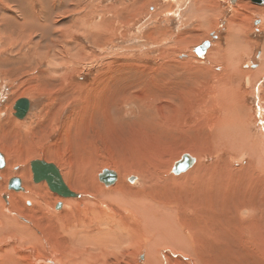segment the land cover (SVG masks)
<instances>
[{
    "label": "rangeland",
    "instance_id": "obj_1",
    "mask_svg": "<svg viewBox=\"0 0 264 264\" xmlns=\"http://www.w3.org/2000/svg\"><path fill=\"white\" fill-rule=\"evenodd\" d=\"M193 2L0 0V153L5 157L9 173L7 179L0 177V183L7 184L6 191L0 187V197L4 200V214L21 224H29L27 226L40 240L38 248L24 250L19 237L5 233L0 236V264L13 256L10 249L13 243L18 244V251L30 255L24 258L25 264H62V252H55L58 247L51 248L49 242L54 239L49 234L52 235L51 229H60L66 222V217L60 214L70 212L69 204L63 203L68 198L53 192L46 181L35 183L33 178L34 184L45 183L50 192L44 195L48 200H41L38 213L34 211L43 222V233L24 214L11 210V193L28 194L25 187V191L9 188L11 179L19 176L15 171L21 168L32 171L31 163L42 160L58 168L67 186L68 176L74 179V168L80 172L85 167V173L101 185L100 177L104 171L111 170L117 174V180L109 187L127 183L137 189L141 187L142 177L149 174L150 180L156 174L157 184L163 187L168 178L175 175L174 167L186 154L194 160L192 168L174 177L182 178L199 167L194 179L186 181L185 185L180 183L179 189L175 183L167 187L168 191L164 187L141 194L147 201H176L183 209L177 215L178 220L184 217L196 222L193 239L188 240L199 244L195 254L163 248L159 253L163 264H167V257L173 253L177 254L173 259H180V262L168 259L173 264H264V206L254 213L247 206L249 200H254L255 189L259 188L258 177H264L263 159L258 157L259 164L253 170L256 180L252 182V174L246 171L251 160L248 152L236 155L211 142L212 127L226 118V111L219 109V105L233 97L250 114L252 136L264 134V77L254 85L250 75H245V70L257 72L261 65L264 67V15L257 11L264 9V5L242 0L240 2L249 10L242 7L247 17L237 18L234 10L240 2L232 5L230 0H207V16L213 23L204 24L200 23L199 13L196 18L192 12H184L188 8L192 10ZM133 3H137L138 9L147 3L141 15L135 16L137 8L127 12L128 5ZM238 26L242 36L232 42L229 30H236ZM206 41H211L212 46L205 57L199 58L194 49ZM242 47L248 51L242 55L235 73L240 74H234L232 84L225 86L221 82L227 90L233 88V92L226 91L228 94L223 98L213 87L217 78L230 70L222 62L214 64V61L232 57L229 51ZM216 48L222 54L219 60L212 57L213 61L211 52ZM248 78L250 83L246 82ZM254 89H259L260 93ZM20 99L31 101L30 112L23 120L15 116L14 107ZM3 169L0 168V173ZM132 177L135 182H131ZM174 190L176 194L171 192ZM70 191L76 194L73 198L83 202L82 206H87L83 190ZM258 193L257 197L264 200V188H259ZM54 195L61 198H58L60 201ZM182 196L190 197L192 208L184 215L188 204L184 200L188 197L182 200ZM59 203L62 208L56 209ZM102 203L118 212L117 219L127 217L121 210L124 205L114 203L112 206L102 201L96 205L98 211ZM36 206L34 202L25 201L28 209L34 210ZM241 208H247L249 215L239 216ZM92 217L89 211L85 218L90 223ZM0 226H4L3 220ZM85 229L90 234L100 230ZM76 236L81 237L82 232L76 231ZM66 244V248L71 247ZM132 246L129 248L132 256L117 262L110 260V264H125V261L126 264H146L147 245L140 250L137 245ZM37 254L40 257H36ZM52 258H55L53 263Z\"/></svg>",
    "mask_w": 264,
    "mask_h": 264
},
{
    "label": "bare ground",
    "instance_id": "obj_2",
    "mask_svg": "<svg viewBox=\"0 0 264 264\" xmlns=\"http://www.w3.org/2000/svg\"><path fill=\"white\" fill-rule=\"evenodd\" d=\"M193 1L194 2L191 3L192 4V10L190 11V9L188 8L184 12L185 13L186 12H192L193 16H195L196 18H198L197 13H199L201 15V17L199 18L200 23L212 24L213 21L211 20V18H208L209 16H207V0H193ZM240 1H242V0H240ZM240 1H238V2H240ZM240 3H239V7L234 10V14L236 15L237 18L238 17L240 18L241 16L245 17L246 13H247V12H243L244 9H243V11L241 10L242 7H246V6L243 3H241V4ZM136 4L137 3H133L132 5H128L127 12H128V10L131 11V10L137 8ZM124 7H126V6H124ZM142 7L143 6H140L139 9L137 8V11L135 13L136 14L142 13V9H141ZM246 8H248V7H246ZM168 9H171V7H169ZM248 10H249V8H248ZM257 11H259L261 14L264 15V9H258ZM169 12H171V11H169ZM136 14H135V16H136ZM124 15H125V13H124ZM157 16H158V14L155 17H157ZM186 20H189V17ZM237 24L240 25L239 22ZM247 25H248V21H247ZM239 30H240L239 26H238V29H236V30H229V33L231 32V35H229L230 41L233 42L236 40L237 37L242 36V35H239ZM243 31H244V29H243ZM162 32H164V31H162ZM235 33H237V35L234 37ZM214 51L215 52H213V51L211 52V58L212 57H218L217 59L219 60L221 57V54H222L221 51H219V49H217V48ZM247 51H248V48L245 49L243 47L239 48V49H231V52L229 51V54H231L230 56H232V57H227V56H225L224 58L221 57L222 60H219V61H216V60L214 61L212 58V60L214 61V64L218 63V62H222L224 65H226V68H228L230 70V72H229L228 70L225 69L224 71H227L229 73H226L220 79L217 78L218 81L214 84V87H213L214 92L216 91V93L218 95L219 94L222 95L223 98L226 96V94H228V93H226V91H229L231 93L233 92V90H232L233 88L231 89V87H230L229 89H231V90H227L228 87L226 88L223 85L225 84V86H227L228 83L232 84L231 81H234V76L240 74V73L239 74H235V73H237V69H238V67H240V63H241L242 58H243L242 55L247 53ZM262 58L264 61V55ZM192 59H194V58H192ZM188 63H191V62H188ZM249 67H250V65H249ZM258 69H257V72L253 71V70H245V75L246 76L250 75L249 78L252 80V82H253L252 84H254V85L258 84L259 79L264 77V67L261 65V67ZM216 76H217L216 74L213 75L214 78H216ZM249 78L246 79L247 83H250ZM221 82H224V84H221ZM220 84L222 85V88H220ZM261 85H262V83H261ZM218 90H219V92H218ZM255 90L256 89H254V91ZM256 91H257L256 93H260L259 89ZM231 95H234V94H231ZM233 98H229L230 101L228 102V100H229L228 99L227 100L228 103L226 102L224 104L219 105V109L222 108V109H224V111H226V118L221 119V121H218V123H216V125H214V127H212L213 129L211 128L213 131L211 133V138L213 139L211 142L213 143V146H215V147L218 146V148H220V147L224 148L225 147V148L229 149L231 152L234 151V154H236V155L239 154L238 152H241V153L248 152L251 155V160H250V166L247 168V170L246 169L245 170L249 171L248 173L252 174V182H254L256 179H254L253 170H254V166L259 164V158L258 157H261L263 159V165H264V137L259 138V136L264 135V134L261 133L259 136H255V137L252 136V134L250 133V126H249L250 114H249V112L244 110L245 107L243 108V106L239 105L236 102V100H234ZM217 101H220V98L217 99ZM223 101H224V99H223ZM222 113H224V112H222ZM260 113H262V112H260ZM259 142H261V143L259 144ZM258 144H259V146L257 147ZM222 148H221V150H222ZM225 148L223 150H225ZM256 151L258 153H256ZM18 157H20V156H18ZM233 163H236V161H234ZM48 164H50V163H48ZM92 166H94V165H92ZM5 167H6V165H5ZM176 167H177V165L174 167L175 170H176ZM9 170H8V172H9ZM175 170H173V172L176 175L177 173H175ZM77 171L75 168H74V171H72L74 173V179L73 180H72V175L68 176L69 177L68 186L70 189L75 188V189H79V190L84 191V194L86 195L85 197H87V199L85 200V204H87V206L86 205L82 206L83 202H79L77 198H73V197H76L75 193L71 197H65V196L61 195L60 193L56 192L60 196H62L64 198H68L63 203L69 204V207L67 208V210H70V212L64 211L63 214H60L61 216L63 215L64 217H66V222L65 223L63 222L64 224L60 225L61 226L60 229H53V230L51 229L50 232L52 233V235L49 234V236H52V238L54 239L51 242H53L55 244V246H52L51 242H49L51 245V248L54 247L56 250V247H58V249L55 252H58V253H59V251L62 252V255H63V256H61L62 264H110V260H114L116 262H117V260L122 261L123 257L126 258L127 256L133 255V253H130V250H129V248L132 245H137V247L136 246L135 247L138 250H140L141 247H143L144 245H147L148 254L146 255L147 256L146 264H163L162 258L159 254L163 248H166L165 250H173V249H175L177 251L180 250L183 252H187L190 255L195 254V251H196L199 244L198 245H197V243L191 244L188 241L189 238L193 239V237H192V231H194V225L193 224L196 223V222L194 223V219L189 218V220H186V219H184V217H182V218H179V220H178L177 215L178 214L180 215V213L183 211V209L179 208V204L176 201H173V202L172 201H165V200L163 201L162 199H160L157 202H155L154 200L147 201L144 198V195H146V194H144V192L149 194L150 193L149 191L152 189L153 190L157 189L160 191L164 187H166L165 190H167L168 189L167 187L169 185H172V184L174 185L175 183H178L177 189H179L180 186H178V185H180V183H184V185H185L186 181L194 179L195 175L199 173V167L195 171L192 170L193 172H188L187 174L183 175L182 178H179V179L177 177H174L175 175L170 176L171 178H168L167 183L165 184V186L163 185V187H159V185L157 184V182L159 180L157 181V178L155 177L156 174H154L155 176L151 175L153 177L151 180L149 179V177H150V174H149V176H147L148 178L142 177L141 187L137 188V189L133 188L132 186L127 185V183L116 184V185H112L113 187H109L111 184H106L100 180L102 182V185H101V184L97 183V179L93 180V179H91L92 176H89V174L85 173V171H86L85 167L83 168V171H80V172H77ZM262 171H264V169H262ZM59 173H60V171H59ZM154 173H155V170H154ZM184 173L185 172L180 173V174H184ZM0 174L2 175V176H0L1 178H3V177H6V179L9 178L8 177L9 173H7L6 170ZM15 175L17 176L16 173H15ZM33 175H34L33 169H32V171H31V169H27V170L21 169V174H19L18 179L19 178L22 179V182H23L22 189L24 190V187H25V190L28 192V194H24V192L11 193V202H12L11 203V210L16 211L20 214H24L25 217H28V219L30 221H32V224L35 228H39L44 233V229H43L44 227L41 228V226H43V222L38 220V218L35 216V214L38 213V211L40 210L39 207L41 205L40 204L41 200L45 201L47 199L46 196H44V195H50V192L48 189V186L50 187V185L47 182V180L37 181L35 177H34L35 183H41L43 181H46L48 183L47 184L48 186L45 183L34 184L32 182ZM60 175H61V173H60ZM178 175L179 174H177V176ZM236 175H239V174H236ZM242 175L244 176L245 174L243 173ZM11 176H12V173H11ZM243 176H241V174H240V177H243ZM175 178H177L178 180H176ZM21 179H19V180L21 181ZM132 179L133 178H131V180ZM160 180H162V179H160ZM247 180H249V179L247 178ZM222 181L223 180H221L220 183ZM236 181H237V178H236ZM181 185H183V184H181ZM257 185L259 188H264V177H258ZM0 187L5 188L4 190L6 191L7 190L6 182H3V184L0 183ZM238 187H240V186H238ZM245 187H246V185H245ZM259 188L255 189V192L258 195H260L258 193ZM50 189H51V187H50ZM247 189H249V188H247ZM23 190H21V191H23ZM53 192H55V191H53ZM171 192L173 193V192H175V190L171 191ZM142 193L144 194L143 196L141 195ZM165 193H167V192H165ZM180 193H182V192H180ZM175 194H176V192H175ZM256 194H253V198L257 202H255L252 199V200H249L250 203L247 204V206H249L248 208L253 213L256 210H260V208H262V206H264V200H260V198H258L259 196L257 197ZM170 195H171V193H170ZM177 195L179 196V194H177ZM262 196H264V194ZM54 197L56 200L61 199L59 197H58L59 199L56 198V195H54ZM172 197H173V195H172ZM183 198H187V199L184 200ZM188 199H190L189 196H182V200H184V202L188 203L186 209L184 210L183 215L186 214L187 211L188 212L192 211V208L190 207L191 201ZM3 201L4 200L1 199V197H0V220L4 221V226H2V227L0 226V236L4 235L5 233H11L14 236H17L20 238V240L22 242L21 247L24 250H26L27 248H30V249H34V247L38 248L39 245H37V244L40 243V240L36 236L34 231L29 226H27L29 224H27V223L21 224L16 219H11V218L7 217L4 214V210H3L4 209V203H3ZM25 201H31V202L36 203L37 204L36 208H34V210L26 208L25 207ZM61 201H63V200H61ZM102 201L107 202V203H112V206H114L113 205L114 203L119 204L120 206L124 205L125 207L124 206H123L124 208L121 207V210L124 211V213H127L126 214L127 217L117 219V217L119 215L118 212L113 211V210H109L108 206L105 203L101 204V208H100L101 210L98 211V209L96 208V205H97V203H99V202L101 203ZM20 202H21V204H20ZM79 206H82V209H80ZM180 206H182V205H180ZM61 208H62V203H59L56 206V209H61ZM252 209H254V210H252ZM76 210H77V217L76 216L74 217ZM89 211L93 215V217L90 218V223L85 218L86 216L89 215ZM199 211H201V209ZM238 214L241 217H242V215L247 216V215H249V210L247 208L242 209V210L238 211ZM241 217H240V220L245 222V220ZM181 219H183L184 221H182ZM98 220H99V222H98ZM262 221H264V220H262ZM49 222H50V220H49ZM200 222H202V221H200ZM240 225H241V222H240ZM89 227H96L97 229H100V230L97 233L90 234V233H87L86 229H85V228H89ZM244 227H245V225H244ZM234 228L236 230V227H234ZM261 228L262 227H260L259 230L262 231L263 229H261ZM244 230H245V233H247L249 229L247 230V227H246V229H244ZM76 231H78L79 233L82 232V236L77 237ZM57 233H59L60 235ZM259 233H260V231H259ZM262 233H264V232H262ZM262 233H261V236H262ZM249 234H250V231H249ZM200 242L202 243L201 246H203L204 245L203 241L200 240ZM65 243H67L66 246L71 244V247L66 248ZM10 246H11L10 249H12V251H13V254H12L13 256L5 259L4 263L6 264L10 261V264H25L23 262L24 258L30 257V255L23 253L21 251H18L17 250V247H18L17 243H13ZM43 249H44V247H43ZM133 249H135V248H133ZM113 253H117V254H113ZM118 254H120V255H118ZM169 255L175 256L177 254L173 253V254H169ZM37 256L40 257V254H37L36 257ZM172 256L167 257V264H173L171 262L172 260L176 261V262H180V259L175 260V259H173ZM168 259H170L171 261H168ZM26 260H28V259L26 258ZM38 261H41V260H35V262H38ZM54 261H55V258L50 259L51 263H53ZM126 262L127 261H125L124 263L126 264ZM196 263H198V262L196 261ZM32 264H34V263H32ZM200 264H201V262H200Z\"/></svg>",
    "mask_w": 264,
    "mask_h": 264
},
{
    "label": "water",
    "instance_id": "obj_3",
    "mask_svg": "<svg viewBox=\"0 0 264 264\" xmlns=\"http://www.w3.org/2000/svg\"><path fill=\"white\" fill-rule=\"evenodd\" d=\"M240 0H230V3L232 5L237 4V2ZM253 4L256 5H264V0H249ZM258 24V23H257ZM212 42L206 41L202 45L198 46L194 49V53L199 57L203 58L206 56L207 51L211 48ZM257 66V65H255ZM254 66V67H255ZM31 108V102L28 99H20L17 101L14 109L16 110L15 116L23 120L27 117L29 111ZM194 164L193 158H191L189 155H184L183 159H181L176 167L175 173L180 174L183 172H186L188 169H190ZM6 165L5 157L3 154L0 153V168H4ZM32 169L34 171V175L37 181L39 180H47L49 183L51 189L55 192L60 193L61 195L65 197H71L74 193L71 192L68 188V186L63 181L59 170L56 168L53 164H48L47 162H43L42 160H35L32 162ZM105 174H103L100 177V180L104 183L110 182L108 184L115 183L117 180V174L111 170L104 171ZM133 179L131 182H135V177H132ZM107 184V183H106ZM9 188L15 191H21V181L18 178H14L11 180L9 184Z\"/></svg>",
    "mask_w": 264,
    "mask_h": 264
},
{
    "label": "flooded vegetation",
    "instance_id": "obj_4",
    "mask_svg": "<svg viewBox=\"0 0 264 264\" xmlns=\"http://www.w3.org/2000/svg\"><path fill=\"white\" fill-rule=\"evenodd\" d=\"M7 169V167L5 168V169H3V171H5ZM22 169V168H21ZM21 169H20V171L18 170V171H15V173L17 174V175H19V174H21ZM35 177V175H33V178ZM18 178V177H17ZM14 179V178H13ZM20 179V178H19ZM12 180V179H11ZM11 182V181H10ZM10 182H9V184H10ZM23 185V182H22V180H21V186Z\"/></svg>",
    "mask_w": 264,
    "mask_h": 264
},
{
    "label": "crops",
    "instance_id": "obj_5",
    "mask_svg": "<svg viewBox=\"0 0 264 264\" xmlns=\"http://www.w3.org/2000/svg\"><path fill=\"white\" fill-rule=\"evenodd\" d=\"M146 4H147V3H145V4L143 5V7L141 8V9H142V12H143V10L145 9ZM137 14L139 15V13H137ZM137 14H136V16H137ZM140 15H141V13H140ZM255 65H256V64H255ZM255 67H257V66H255Z\"/></svg>",
    "mask_w": 264,
    "mask_h": 264
}]
</instances>
